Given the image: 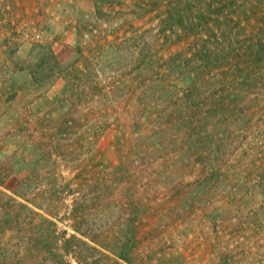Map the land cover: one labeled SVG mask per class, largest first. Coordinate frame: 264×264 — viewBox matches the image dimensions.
<instances>
[{
	"label": "rangeland",
	"instance_id": "obj_1",
	"mask_svg": "<svg viewBox=\"0 0 264 264\" xmlns=\"http://www.w3.org/2000/svg\"><path fill=\"white\" fill-rule=\"evenodd\" d=\"M167 1L0 0V264H109L101 245L120 248L130 201L150 205L134 264H264V90L223 147L220 184L213 152L190 175L162 171L164 107L148 101L197 43L165 25Z\"/></svg>",
	"mask_w": 264,
	"mask_h": 264
},
{
	"label": "trees",
	"instance_id": "obj_2",
	"mask_svg": "<svg viewBox=\"0 0 264 264\" xmlns=\"http://www.w3.org/2000/svg\"><path fill=\"white\" fill-rule=\"evenodd\" d=\"M165 10V25L194 36L197 43L189 55L177 53L166 61L164 72L168 78L161 87L164 99L148 101L164 107L161 112L155 111V116L162 117L158 131L168 136V141L164 137L158 141L161 152L168 157L162 171L166 174L183 168L187 176L196 166V157L207 158L213 152L219 158L209 163L208 180L216 187L223 177L219 164L225 153L223 147L237 133L234 124L242 118L247 102L256 99L253 94L264 90V0H169ZM173 65L180 74L189 68L187 85L178 87L170 81ZM255 89L258 91L252 93ZM169 146L175 147L170 151ZM17 204L29 208L22 202ZM147 204L130 201L126 237L117 251L101 245L115 257L101 253L109 264L135 263L134 225L139 215L149 212ZM17 216L7 208L3 210L2 218L6 220ZM61 260L60 264H69Z\"/></svg>",
	"mask_w": 264,
	"mask_h": 264
}]
</instances>
